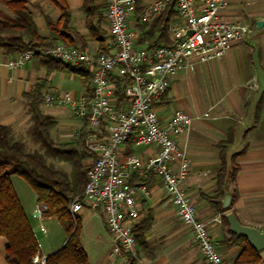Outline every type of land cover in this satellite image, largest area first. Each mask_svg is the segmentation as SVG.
I'll return each instance as SVG.
<instances>
[{
    "label": "crops",
    "instance_id": "crops-1",
    "mask_svg": "<svg viewBox=\"0 0 264 264\" xmlns=\"http://www.w3.org/2000/svg\"><path fill=\"white\" fill-rule=\"evenodd\" d=\"M26 1L35 14L42 37L98 53L100 43L90 25L99 26L109 34L103 0H63L70 12L66 23L62 9L52 0ZM0 4L4 5L2 1ZM221 17L242 20L250 25L251 32L244 40L234 43L223 57L200 61L195 71L173 75L168 91L158 103L159 112L166 118L178 107L194 116L189 130L178 136L192 171L182 185L195 200L197 215L208 223L212 236L221 234L222 229L211 223L221 212L204 194L216 189V175L223 159L227 171L233 164L237 165L234 179L227 182L232 201L224 212L233 210L243 223L264 230V0H230ZM139 23L137 14L131 17L130 26L140 37ZM107 45L108 51L113 49L112 39ZM13 56L0 50V124L17 130L26 121V95L37 86L43 96L40 108L54 121L50 129L53 140L75 142L83 132L86 139L90 133L86 119L76 115L70 104L47 105L44 99L48 94L63 95L66 91L75 97L89 96L91 79L66 67L56 68L54 62L40 57L12 69L6 62ZM115 77L119 76H114V80ZM221 144L225 148L223 155ZM156 151V147L136 145L132 137L121 148V156L138 154L148 158ZM93 159L91 153L84 160L86 167ZM139 179L142 178L133 176V181ZM142 180L152 192L140 200L137 222L143 220L149 227L144 232L146 243L139 246L135 264H205L191 228L178 219L177 209L165 193L161 178L152 173ZM12 182L41 253L46 256L63 245L65 231L55 216L40 212L41 203L24 178L12 175ZM77 215L82 222L81 241L91 264H121L120 258L109 254L113 240L103 210L85 207ZM89 236L90 243L86 244ZM6 242V237L0 235V264H9ZM260 252L264 254L263 249Z\"/></svg>",
    "mask_w": 264,
    "mask_h": 264
},
{
    "label": "built area",
    "instance_id": "built-area-1",
    "mask_svg": "<svg viewBox=\"0 0 264 264\" xmlns=\"http://www.w3.org/2000/svg\"><path fill=\"white\" fill-rule=\"evenodd\" d=\"M103 3L112 50L98 54L84 46L57 43L21 51L6 62L15 69L36 57H53L82 65L91 74L89 96L75 97L66 91L44 99L47 105L70 104L90 128L85 144L94 159L86 167L84 189L72 200L70 211L77 215L85 207L102 209L113 240L109 254L128 264L139 253L134 228L140 217V200L152 192L147 183L134 182L133 176L145 179L156 174L179 218L191 228L205 264H223L208 223L198 217L197 204L182 185L192 171L178 136L189 130L194 116L178 107L166 118L159 112L158 103L173 75L195 71L200 61L223 57L234 43L248 36L251 27L242 20L221 17L230 0H149L137 15L140 23L171 4L177 15L169 24L171 44L148 46L138 43L139 33L130 26L138 0ZM116 75L127 81L123 87L128 98L125 104H120L117 95ZM132 137L136 145L156 147L157 151L148 158L138 154L122 157L121 148ZM41 229L45 231L44 226ZM33 261L44 264V257L36 255Z\"/></svg>",
    "mask_w": 264,
    "mask_h": 264
},
{
    "label": "trees",
    "instance_id": "trees-1",
    "mask_svg": "<svg viewBox=\"0 0 264 264\" xmlns=\"http://www.w3.org/2000/svg\"><path fill=\"white\" fill-rule=\"evenodd\" d=\"M52 1L62 9L63 22L66 23L70 13L68 7L63 0ZM6 2L13 15L2 14L0 18V50L15 55L27 49L58 43L57 39L45 38L38 33L35 14L26 0ZM143 8L144 5L138 0L137 15ZM176 14L177 10L171 4L151 21L139 23L141 35L138 43L148 46L171 44L169 24ZM90 29L100 43L98 54L108 52L107 33L99 26L90 25ZM46 59L54 62L56 68L66 67L91 79V74L83 70L82 65H72L51 57ZM126 82V79L115 77L120 104L128 102L123 93ZM42 99L37 86L26 95V113L30 115L31 122L26 139L18 136L11 125L0 124V235L7 239L6 259L9 264H38L33 261L38 255L39 258L44 257V264H91L81 241L82 222L78 215L70 211L72 200L83 191L87 179L84 160L91 153L85 144V132L75 142L54 141L50 134L54 121L52 116L41 110ZM223 144L222 155L225 150ZM50 158L70 163L72 171L60 170L49 161ZM236 170L237 165L233 164L232 169L227 171L224 159L218 169L216 191L208 199L221 212L226 210L222 207V199L228 179H234ZM12 175H19L30 184L43 206L42 214L55 216L65 231L63 245L46 256L41 253L29 216L12 182ZM134 182L146 183L142 179ZM222 220L229 226L226 213H223ZM148 227L149 224L143 220L136 223L134 232L138 246L145 245L144 232ZM227 231L230 234L224 241L227 245L245 242L235 264H264L263 257L248 243L246 237L237 235L230 228ZM135 262L136 259H130L128 264Z\"/></svg>",
    "mask_w": 264,
    "mask_h": 264
},
{
    "label": "rangeland",
    "instance_id": "rangeland-1",
    "mask_svg": "<svg viewBox=\"0 0 264 264\" xmlns=\"http://www.w3.org/2000/svg\"><path fill=\"white\" fill-rule=\"evenodd\" d=\"M0 1H2L4 3V5L0 4V13H1L0 14V18L2 16V14L13 15V12L9 8L6 0H0ZM144 1L145 0H140V4L143 5ZM1 8H3V9H1ZM105 11H106V8H104V13H105ZM104 18H105V15H104ZM151 20H149V21H151ZM105 23L107 24L106 19H105ZM111 39H112L111 36L109 34H107L106 44L108 43V41H111ZM58 43H63V42H58ZM112 43H113V41H112ZM108 47H109V45H108ZM18 53H16V54H18ZM46 58H49V57H46ZM51 58H53V57H51ZM85 71H87V70H85ZM29 118H30V115L28 114L26 121L22 122L21 125L18 126V129L16 130L18 136H21L22 138H25V139L27 138L26 137L27 130H28V128L30 126V123H31ZM49 161L51 163H53L60 170H64V171H67V172H71L72 171V165L70 163H68V162L60 161V160H58L56 158L55 159L54 158H50ZM26 183L30 187V184L27 181H26ZM228 186L229 185H226V187H228ZM215 191H216V189L211 194H204V196L208 199V197H212L214 195ZM27 202H28V198H27ZM169 203H171V202L169 201ZM223 213H226V212H224V211L221 212L220 215L216 219H214L213 221H211V223H213V226H218L219 229H222L221 234H217L216 236L213 235L212 237H213L214 241L217 243L220 252L222 253V256H223V264H235L236 259L238 258V256L240 255V253L243 250V246L245 245V242H241L240 244H233V245H227L226 243H224V241L230 237V234L227 231L228 228H229V226L226 225L223 222V220H222ZM177 217L180 220L179 216H177ZM180 221L183 222L182 220H180ZM186 230L190 232V230L188 228ZM90 240L91 239H90V236H89L88 242L86 244H89L90 243ZM260 251H259V253H260V255L264 259V254L261 253ZM139 254H140V251L138 253V256H139Z\"/></svg>",
    "mask_w": 264,
    "mask_h": 264
},
{
    "label": "water",
    "instance_id": "water-1",
    "mask_svg": "<svg viewBox=\"0 0 264 264\" xmlns=\"http://www.w3.org/2000/svg\"><path fill=\"white\" fill-rule=\"evenodd\" d=\"M260 22L261 21H259V23ZM231 201L232 194L228 189H226L222 199V207L228 209ZM226 219L232 232L246 237L248 243L256 250L260 251L264 249V230L258 228L257 226L243 223L238 218L236 213L230 209L226 212Z\"/></svg>",
    "mask_w": 264,
    "mask_h": 264
}]
</instances>
